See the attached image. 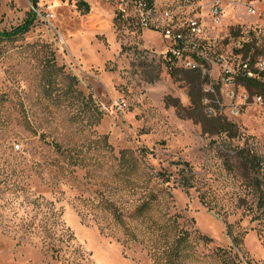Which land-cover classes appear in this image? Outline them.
Returning <instances> with one entry per match:
<instances>
[{"label":"rangeland","instance_id":"rangeland-1","mask_svg":"<svg viewBox=\"0 0 264 264\" xmlns=\"http://www.w3.org/2000/svg\"><path fill=\"white\" fill-rule=\"evenodd\" d=\"M129 1L37 0L35 8L34 0H0V31L37 14L26 34L0 39V264H153L143 245L124 240L104 204L128 216L151 189L171 194L169 214L180 228L212 239L189 264H221L218 249L236 264H264V217L256 219L255 194L242 165L230 159L244 147L264 157V104H251L237 119L226 107L217 112L237 127L234 138L179 116L176 105L191 107L190 85L181 73L177 81L170 76L169 44L161 30L139 25ZM180 1L155 0L158 17L176 12ZM194 1L206 37L228 64L235 63L236 41L227 38L236 28L257 38L264 54V21L224 0L223 24L214 26L209 8L216 0ZM48 61L64 72L55 96L67 91V76L77 80V92L61 104L43 94ZM55 145L79 159L69 163ZM184 162L197 178L190 190L174 182ZM159 172L171 182L156 180Z\"/></svg>","mask_w":264,"mask_h":264},{"label":"trees","instance_id":"trees-1","mask_svg":"<svg viewBox=\"0 0 264 264\" xmlns=\"http://www.w3.org/2000/svg\"><path fill=\"white\" fill-rule=\"evenodd\" d=\"M153 0H148L152 2ZM80 5L89 10V6L85 2H80ZM34 7H37V0H34ZM37 19L35 11L30 12L26 20L18 27L11 31H0V39L11 40L26 34L34 25ZM233 36L237 37L242 34L241 28H236L232 31ZM249 36H254L253 31L249 32ZM257 38L252 39L251 42L245 45L244 50L241 51L244 60L251 58L253 62L258 55L262 52L260 48L256 46ZM167 68L170 76L177 81L178 73L184 75V80L190 85L189 97L191 100V107L184 108L177 107L178 114L181 117L192 119L196 123L202 125L203 131L210 134H223L228 133L230 138L233 131H236L237 127L234 124H229L221 116H208L205 113L203 107V98L205 96L203 91V83L207 82L206 78H203L201 73L197 71L184 70L176 66V61L171 57L166 59ZM62 68H57L55 63L48 61L42 77L43 82V94L46 99L51 100L54 104L63 103V99L67 95H73L77 92L75 85L77 80L75 78L67 76V79L71 81V84L67 87V91L60 93V96H55L59 83V77L63 74ZM264 77L258 79H245L241 77L239 82L252 94L264 95ZM61 92V91H58ZM78 98V97H73ZM212 119L214 124L213 131L208 130L206 123ZM211 121V120H210ZM57 153L64 157L69 163L76 162V158L69 155L58 145H55ZM229 150V149H228ZM231 151V150H229ZM143 155L147 154L145 149L142 150ZM232 152V151H231ZM122 157L125 158V152L122 153ZM234 158L245 172L247 181V187L252 189L257 199V211L260 216L256 219L264 217V157L260 155L256 150L251 147H244L241 149H235L234 155L230 156V159ZM83 160V159H82ZM229 170H232L229 160L226 161ZM182 168L179 170V179L174 182L185 190L195 188L196 176L193 172L191 165L187 162L181 164ZM251 172V173H250ZM154 178L160 181L161 184H169L172 177L164 172H159L154 175ZM149 182L146 183V189L149 188ZM172 199L171 194L166 190H148L146 194H143L140 199L139 205L128 215H123L120 210L112 203L104 202L105 209L109 211L113 217V221L123 228L124 240L126 242H138L143 245L153 262V264H189L197 257V247L199 245H207L212 242V239L206 235L197 233L195 236L190 232L180 228L178 222V216H171L169 214L168 206ZM202 202L207 205L205 195L201 196ZM134 223V224H133ZM215 257L221 261V264H236V258H233L228 251L218 249L215 253Z\"/></svg>","mask_w":264,"mask_h":264},{"label":"built area","instance_id":"built-area-1","mask_svg":"<svg viewBox=\"0 0 264 264\" xmlns=\"http://www.w3.org/2000/svg\"><path fill=\"white\" fill-rule=\"evenodd\" d=\"M227 1L242 9L247 16L264 21V0ZM131 4L137 9L138 22L142 28L161 30L163 39L169 44L167 58L174 59L177 67L197 71L206 78L203 107L208 116H216L218 111L226 107L224 111L231 118L237 119L251 104H264V95L252 94L239 82L241 77L248 80H260L264 77V54L258 55L253 62L250 57L244 60L241 51L251 40L246 38L243 31L237 37L232 34L227 38L229 42L232 39L236 41L233 50L235 63L230 65L220 50H214V44L206 37L203 23L205 16L199 13L201 6L196 5L194 0H181L176 12L170 8L162 17H158L159 10L155 0L151 3L148 0H133ZM209 16L214 26L223 24L224 0L212 2ZM214 70H218L215 78L212 73ZM221 88H227L228 102L225 104L222 103Z\"/></svg>","mask_w":264,"mask_h":264}]
</instances>
